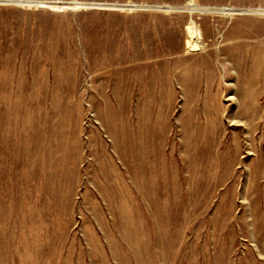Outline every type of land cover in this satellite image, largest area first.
<instances>
[{"label":"rangeland","instance_id":"1","mask_svg":"<svg viewBox=\"0 0 264 264\" xmlns=\"http://www.w3.org/2000/svg\"><path fill=\"white\" fill-rule=\"evenodd\" d=\"M0 264H264V0H0Z\"/></svg>","mask_w":264,"mask_h":264},{"label":"built area","instance_id":"2","mask_svg":"<svg viewBox=\"0 0 264 264\" xmlns=\"http://www.w3.org/2000/svg\"><path fill=\"white\" fill-rule=\"evenodd\" d=\"M205 10H207V11H213V12H217L218 11L217 9H211V8H209V9L205 8Z\"/></svg>","mask_w":264,"mask_h":264},{"label":"bare ground","instance_id":"3","mask_svg":"<svg viewBox=\"0 0 264 264\" xmlns=\"http://www.w3.org/2000/svg\"><path fill=\"white\" fill-rule=\"evenodd\" d=\"M253 30V29H252ZM257 30V29H256ZM261 30V29H260ZM258 35V34H257ZM263 39V38H262ZM225 70V69H224ZM227 71V70H226ZM226 73V72H225Z\"/></svg>","mask_w":264,"mask_h":264}]
</instances>
